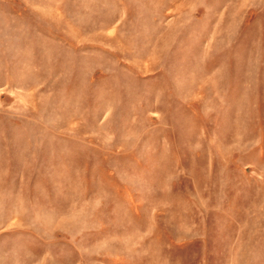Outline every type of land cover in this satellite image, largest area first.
<instances>
[{"label": "rangeland", "instance_id": "374dc122", "mask_svg": "<svg viewBox=\"0 0 264 264\" xmlns=\"http://www.w3.org/2000/svg\"><path fill=\"white\" fill-rule=\"evenodd\" d=\"M0 264H264V0H0Z\"/></svg>", "mask_w": 264, "mask_h": 264}]
</instances>
